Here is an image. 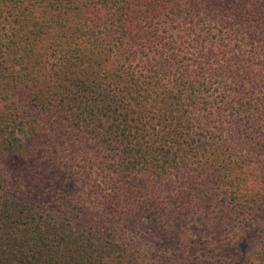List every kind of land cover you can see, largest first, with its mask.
Returning <instances> with one entry per match:
<instances>
[{
    "label": "trees",
    "instance_id": "obj_1",
    "mask_svg": "<svg viewBox=\"0 0 264 264\" xmlns=\"http://www.w3.org/2000/svg\"><path fill=\"white\" fill-rule=\"evenodd\" d=\"M0 264H264V0H0Z\"/></svg>",
    "mask_w": 264,
    "mask_h": 264
}]
</instances>
